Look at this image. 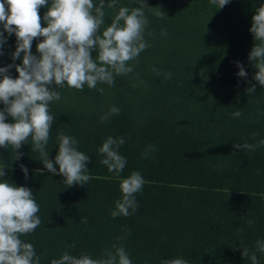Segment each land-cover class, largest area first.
Here are the masks:
<instances>
[{"label": "trees", "instance_id": "16d2710c", "mask_svg": "<svg viewBox=\"0 0 264 264\" xmlns=\"http://www.w3.org/2000/svg\"><path fill=\"white\" fill-rule=\"evenodd\" d=\"M145 3L167 16L161 20L146 10L150 23L145 38L151 47L138 62H129L135 63L134 73L117 77L114 87L98 84L103 94L86 85L83 91L66 84L51 86L57 87L61 100L49 105L55 119L48 158L58 169L59 132L76 137L79 150L90 156L88 184L66 186L58 172L50 173L40 153L32 151L31 137L17 150L20 159H13L11 146L0 148V166L8 165L0 180L30 188L40 207L42 224L20 239L34 245L40 264H51L65 250L98 259L119 236H124L132 264H160L176 257L189 264H251L241 252L244 247L255 251L256 241L264 240V146L244 151L234 145L264 139V86L253 79L258 70L248 59L255 44L249 31L252 17L264 0H229L220 9L210 0ZM50 4L48 0L38 10L42 27L47 26L43 16ZM119 5L138 6L136 0H119ZM105 12L106 27L118 8L106 6ZM162 29L167 36L161 35ZM0 32L6 37L0 67L22 64L23 53L14 62L11 56L15 33L9 36L2 23ZM42 39H33L34 55L39 56ZM91 55L95 58L97 51ZM237 61L246 78L237 75ZM153 67L162 74L157 76ZM9 72L18 77L15 67ZM166 72L172 73L171 79L164 78ZM252 85L256 90L249 95L246 90ZM112 105L120 108L119 115L101 123ZM235 110L243 115L234 117ZM5 117L6 123L13 122L7 113ZM108 136L125 138L119 151L127 165L120 178L135 170L146 181L136 194L138 209L128 217L110 214L122 194L120 178L100 163L97 152ZM147 145L156 150L145 159L141 153ZM21 165L27 167V177ZM74 241L76 248L69 249ZM256 254L264 264V254Z\"/></svg>", "mask_w": 264, "mask_h": 264}, {"label": "clouds", "instance_id": "9594fccd", "mask_svg": "<svg viewBox=\"0 0 264 264\" xmlns=\"http://www.w3.org/2000/svg\"><path fill=\"white\" fill-rule=\"evenodd\" d=\"M216 9L223 8L229 0H210ZM48 4V0H0V23L8 35L15 33L17 46L11 53L13 62L23 53L22 64H9L0 67V102L4 109L0 110V148L12 147L13 159H20L22 153L17 150L22 143L29 142L33 152L40 153V160L50 173H59L64 177L66 186L88 184L91 176L88 174L90 156L79 150V140L59 132L58 152L54 166L48 158L50 129L55 117L50 114L51 102L61 100L57 87L83 91L85 85L90 90L104 93L98 84L114 87L117 77H126L134 73L135 63L140 54L151 47L145 33L150 23L147 12L163 20L165 12L159 7H151L145 0H136V7L120 6L119 0H51L48 11L43 16L46 27L41 26L39 8ZM7 5V7H6ZM117 9L111 23L105 27V7ZM249 31L253 34L255 44L248 59L258 71L253 79L264 86V4L256 9L252 17ZM167 30L162 29L161 35L167 36ZM148 35L152 33L148 32ZM43 37L37 44L39 56L31 51L34 38ZM6 43V37L0 32V46ZM95 49V58L91 50ZM0 54L2 50H0ZM241 78L247 77L244 67L237 61ZM15 67L18 77L13 78L9 69ZM157 76L162 72L151 69ZM166 80L171 79L172 73H163ZM139 79V77H137ZM143 83V81H141ZM55 84V90L51 87ZM135 87V84H133ZM256 86L247 88L249 95L253 94ZM5 113L12 118V123L5 122ZM120 108L112 105L107 113L100 117L101 123L107 122L112 115H119ZM239 118L243 113L235 110L231 113ZM253 135H258L253 133ZM125 143L124 137L108 136L97 149L102 155L100 163L107 166L110 173L117 178L127 165V158L120 154V146ZM264 146V139L256 144L238 143L234 147L244 151H254ZM154 145H147L142 157L147 159ZM8 167L2 162L0 177H5L4 169ZM27 177L28 169L21 165ZM146 183L139 171H132L126 178H120L121 198L115 201L111 211L113 218L134 215L138 209L136 194L143 190ZM40 207L34 199L33 192L25 186L10 184L7 179L0 180V264H40L36 248L32 243L24 242L21 235L34 232L42 224L37 215ZM249 224L253 221L249 220ZM130 235V231L126 232ZM69 249L76 248L72 242ZM241 255L251 260V264H259L257 252L264 254V240H257L255 251L242 248ZM51 264H132L129 253L124 247V236L116 238L110 248L104 249L101 257L92 258L88 252H80L79 256L65 250L59 259H52ZM160 264H189V261L176 257L164 259Z\"/></svg>", "mask_w": 264, "mask_h": 264}]
</instances>
